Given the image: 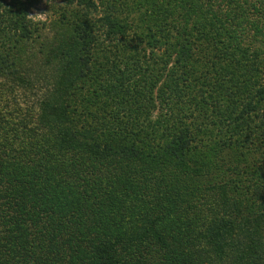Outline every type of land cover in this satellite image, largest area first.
Masks as SVG:
<instances>
[{"label": "trees", "instance_id": "1", "mask_svg": "<svg viewBox=\"0 0 264 264\" xmlns=\"http://www.w3.org/2000/svg\"><path fill=\"white\" fill-rule=\"evenodd\" d=\"M38 1L0 0V264H264V0Z\"/></svg>", "mask_w": 264, "mask_h": 264}, {"label": "rangeland", "instance_id": "2", "mask_svg": "<svg viewBox=\"0 0 264 264\" xmlns=\"http://www.w3.org/2000/svg\"><path fill=\"white\" fill-rule=\"evenodd\" d=\"M65 4L64 0H39L38 3H36L34 6H32L29 9L28 16L32 18L33 20L38 21H44L49 16L54 13V11L57 10V8L63 7ZM169 65V64H168ZM157 102H155L156 106H166L165 104L159 105L161 102L160 98L156 99ZM155 114V111L152 113V115ZM154 116V115H153ZM27 145V144H26ZM234 154L229 153L227 154L223 160L221 161L223 163V167H216L214 170L215 176H217L220 180H226L228 182V185L230 188H233V192L237 193L240 188H243L245 178L247 177V173H250L253 168L255 167L252 164H248L247 166H244L242 163L234 162ZM230 161V162H228ZM234 164L231 167L237 166V170L230 171L224 167L229 166L230 163ZM243 166V167H241ZM152 213L156 215L158 218V222H162L164 210H154ZM161 218V219H160ZM160 219V220H159ZM170 232L169 235H171ZM170 237H167V241L170 240ZM183 250L189 249L192 252H195L191 246L185 247V249L182 247ZM187 257V256H186Z\"/></svg>", "mask_w": 264, "mask_h": 264}]
</instances>
